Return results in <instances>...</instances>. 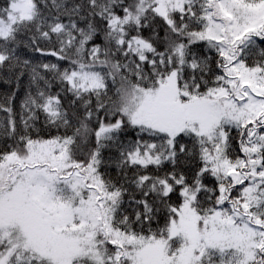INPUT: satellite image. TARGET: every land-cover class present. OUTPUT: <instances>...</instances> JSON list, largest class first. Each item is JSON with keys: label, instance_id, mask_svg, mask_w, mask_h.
<instances>
[{"label": "snow or ice", "instance_id": "6c2138e0", "mask_svg": "<svg viewBox=\"0 0 264 264\" xmlns=\"http://www.w3.org/2000/svg\"><path fill=\"white\" fill-rule=\"evenodd\" d=\"M0 264H264V0H0Z\"/></svg>", "mask_w": 264, "mask_h": 264}, {"label": "trees", "instance_id": "16d2710c", "mask_svg": "<svg viewBox=\"0 0 264 264\" xmlns=\"http://www.w3.org/2000/svg\"><path fill=\"white\" fill-rule=\"evenodd\" d=\"M6 91H8V87L6 85H2L0 84V95H2L3 93H5ZM3 114L0 113V116H2Z\"/></svg>", "mask_w": 264, "mask_h": 264}]
</instances>
